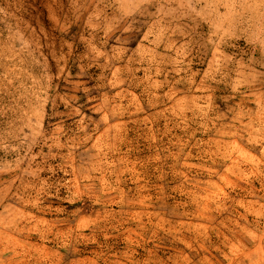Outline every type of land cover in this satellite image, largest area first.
I'll return each instance as SVG.
<instances>
[{
  "label": "rangeland",
  "instance_id": "1",
  "mask_svg": "<svg viewBox=\"0 0 264 264\" xmlns=\"http://www.w3.org/2000/svg\"><path fill=\"white\" fill-rule=\"evenodd\" d=\"M0 264H264V0H0Z\"/></svg>",
  "mask_w": 264,
  "mask_h": 264
}]
</instances>
